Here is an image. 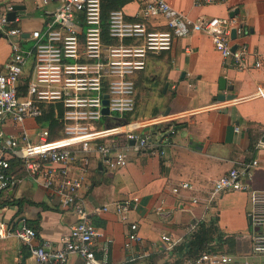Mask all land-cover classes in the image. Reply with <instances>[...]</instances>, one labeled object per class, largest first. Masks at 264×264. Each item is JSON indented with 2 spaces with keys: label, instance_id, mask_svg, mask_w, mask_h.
<instances>
[{
  "label": "built area",
  "instance_id": "2783aa9c",
  "mask_svg": "<svg viewBox=\"0 0 264 264\" xmlns=\"http://www.w3.org/2000/svg\"><path fill=\"white\" fill-rule=\"evenodd\" d=\"M49 1L44 0V4ZM228 1L195 0V4ZM140 2L135 19H129L123 7L109 12L107 36L103 0H60L44 24L28 36L17 23L18 17L8 18L12 6L0 7V36L8 39L11 48V56L0 71V196L21 182V174L25 173V177L48 189L62 208L76 215L70 232L57 245L51 241L35 244L38 232L23 215L0 217V240L22 241L35 264H63L71 254L80 255L85 264H101L94 248L99 230L89 216L84 196L91 185V158H101L107 169L115 170L127 166L135 154H165L166 146L172 144L170 135L176 132L172 121L181 114H163L147 120L127 117L136 107L135 76L147 67L150 54L170 50L176 37L200 31L209 34L223 57L234 58L239 68L261 65L259 53L252 52L246 40H239L244 26L236 16L195 19L168 0ZM157 15L168 19V28L150 26V19ZM250 97L264 99V86H258ZM106 98L107 114L103 111ZM50 104L55 105V112L59 105L63 107L60 135L55 138L51 137L50 124L40 121ZM28 120L37 121L32 129L25 126ZM168 123L165 133L157 134L151 129ZM255 147L264 149V135ZM256 165L255 159L245 166L232 167L217 178L210 195L212 200L226 190L250 194L248 256L205 250L183 264H264V189L255 188L250 181ZM191 187L190 182L182 181L173 191ZM133 201L115 202L117 213L125 221H129V213L135 207ZM164 210L165 199H161L156 211ZM129 223L127 245L141 240L137 222ZM198 223L199 220L191 221L187 234ZM162 240L167 249L178 243L167 234L162 235Z\"/></svg>",
  "mask_w": 264,
  "mask_h": 264
},
{
  "label": "crops",
  "instance_id": "0c3cea01",
  "mask_svg": "<svg viewBox=\"0 0 264 264\" xmlns=\"http://www.w3.org/2000/svg\"><path fill=\"white\" fill-rule=\"evenodd\" d=\"M168 1L195 19L230 16L233 12L244 26L239 40H246L251 51L259 53L261 65L239 68L234 58L223 57L209 34L200 31L176 37L172 49L148 56L147 67L135 76L136 107L127 117L147 120L163 114L182 116L172 121L176 132L170 135L172 144L166 146L165 154L141 152L133 155L127 166L115 170L107 169L101 158H91V185L84 196L89 216L99 230L94 248L101 264L172 261L162 235L180 242L193 220H213L225 236H236L238 244L233 253L241 258L251 251L250 194L226 190L212 200L210 195L217 178L232 167L245 166L255 159L258 165L252 168L250 181L255 188L264 189V149L255 147L264 135V99L250 97L258 86H264V0H229L208 5H197L195 0ZM59 2L0 0V7L24 6L18 10L17 23L27 36L44 24ZM140 5V0H130L122 7L129 19H135ZM150 26L166 29L168 19L154 16ZM10 56V43L0 36V71ZM222 77L226 79L224 90L219 84ZM221 93L234 94L235 98L219 101ZM36 123L28 120L25 126L32 129ZM168 127L169 123L151 129L161 134ZM25 176L22 173V181L0 196V202H12L0 205V217L23 215L37 228L35 244L51 241L57 245L70 232L76 215L62 208L48 189ZM182 181L190 182L192 187L174 192L173 188ZM161 199H165V210L157 213ZM126 200H135L129 221L137 222L141 237L130 245V223L115 209L116 201ZM0 258L3 264H35L29 248L16 238L0 240ZM63 264L85 262L80 255L71 254Z\"/></svg>",
  "mask_w": 264,
  "mask_h": 264
},
{
  "label": "trees",
  "instance_id": "16d2710c",
  "mask_svg": "<svg viewBox=\"0 0 264 264\" xmlns=\"http://www.w3.org/2000/svg\"><path fill=\"white\" fill-rule=\"evenodd\" d=\"M130 0H103V18H104V35H108L107 18L109 12L114 8L124 6ZM55 105H47V111L40 121H45L50 124L51 137L55 138L59 134V129L62 125L61 111L63 107L59 105L57 112L54 110ZM128 116V115H127ZM17 161L12 160V164ZM4 203L10 204L12 202H0V205ZM50 207V206H49ZM44 206V208H49ZM33 226L30 222H28ZM37 229V228H36ZM236 236H225L223 232L217 227L215 221H199L197 227L187 234L185 238L178 242L172 249L169 250V254L173 257L172 261H166L165 264H183L187 258H196L205 250L212 251H227L235 252L237 246ZM3 258H0V262ZM152 264V263H150Z\"/></svg>",
  "mask_w": 264,
  "mask_h": 264
},
{
  "label": "water",
  "instance_id": "95a60500",
  "mask_svg": "<svg viewBox=\"0 0 264 264\" xmlns=\"http://www.w3.org/2000/svg\"><path fill=\"white\" fill-rule=\"evenodd\" d=\"M22 8H24V6H21L19 4H14L12 6V9L8 12V18L10 20H15V18L18 16V10H20ZM230 16H234V13L232 12ZM27 36H28V34H27ZM232 36L234 38L236 37V29L232 30ZM234 47H236V46H234ZM219 84H220V89H222V90L226 89V79L224 77H222L219 80ZM106 97H107V95H106ZM233 98H235L234 94L221 93L218 96L219 101H226V100H230V99H233ZM104 104H105V106L103 108V111H104V113L107 114V113H109V107L106 105V104H108V99L107 98L104 100Z\"/></svg>",
  "mask_w": 264,
  "mask_h": 264
},
{
  "label": "rangeland",
  "instance_id": "374dc122",
  "mask_svg": "<svg viewBox=\"0 0 264 264\" xmlns=\"http://www.w3.org/2000/svg\"><path fill=\"white\" fill-rule=\"evenodd\" d=\"M0 264H3V262H0Z\"/></svg>",
  "mask_w": 264,
  "mask_h": 264
}]
</instances>
